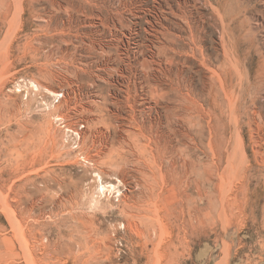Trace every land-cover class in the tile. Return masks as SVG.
Returning <instances> with one entry per match:
<instances>
[{
    "label": "rangeland",
    "instance_id": "obj_1",
    "mask_svg": "<svg viewBox=\"0 0 264 264\" xmlns=\"http://www.w3.org/2000/svg\"><path fill=\"white\" fill-rule=\"evenodd\" d=\"M263 156L264 0H0V264L229 258Z\"/></svg>",
    "mask_w": 264,
    "mask_h": 264
},
{
    "label": "crops",
    "instance_id": "obj_2",
    "mask_svg": "<svg viewBox=\"0 0 264 264\" xmlns=\"http://www.w3.org/2000/svg\"><path fill=\"white\" fill-rule=\"evenodd\" d=\"M229 258L218 254L209 245L196 251L200 264H264V230H247L234 234ZM231 242V241H229Z\"/></svg>",
    "mask_w": 264,
    "mask_h": 264
},
{
    "label": "bare ground",
    "instance_id": "obj_3",
    "mask_svg": "<svg viewBox=\"0 0 264 264\" xmlns=\"http://www.w3.org/2000/svg\"><path fill=\"white\" fill-rule=\"evenodd\" d=\"M234 63V62H233ZM238 72V71H237ZM217 73V72H216ZM213 84V83H212ZM224 85V84H223ZM212 87V86H211ZM250 87V86H249ZM227 88V87H226ZM262 88V87H261ZM222 91V90H221ZM236 91V90H235ZM232 95V94H231ZM217 98V97H216ZM231 99V98H230ZM232 100V99H231ZM235 103V102H234ZM219 106V105H218ZM216 108V107H215ZM254 112V111H253ZM258 113V112H257ZM222 114V113H221ZM229 114V113H228ZM234 115V114H233ZM224 118V117H223ZM226 124V123H225ZM232 124V123H231ZM226 126V125H225ZM232 127V126H231ZM239 128V127H238ZM223 135V134H222ZM215 137V136H214ZM220 137V136H219ZM214 140V139H213ZM231 140V139H230ZM219 141H220V139H219ZM211 142V141H210ZM216 142V141H215ZM223 142V141H222ZM214 144V143H213ZM210 145V144H209ZM217 145V144H216ZM217 147V146H216ZM260 147V146H259ZM212 149V148H211ZM259 149V148H258ZM246 150V149H245ZM219 152V151H218ZM216 154V153H215ZM219 154V153H218ZM228 155V154H227ZM215 156V155H214ZM241 156V155H240ZM232 157V156H231ZM257 157H260V156H257ZM215 159H216V157H215ZM226 159H229V158H226ZM232 159V158H231ZM230 159V160H231ZM242 159V161L244 162V160H250L249 159V157H248V155L247 154H245V152H244V155H243V157L242 158H240V160ZM260 160V159H259ZM260 161H263L264 162V156L261 158V160ZM232 162V161H231ZM176 167H177V165H176ZM178 168V167H177ZM171 170H177L176 168H172ZM162 172H163V170H161ZM177 172V171H176ZM179 172V171H178ZM163 174V173H162ZM162 174H161V176H162ZM166 174V173H165ZM182 175H183V173H181ZM163 176H164V174H163ZM180 176V175H179ZM164 177H166V176H164ZM172 178H174V176L172 177ZM181 178V177H180ZM184 178V177H183ZM182 179V178H181ZM174 180H177V179H174Z\"/></svg>",
    "mask_w": 264,
    "mask_h": 264
}]
</instances>
